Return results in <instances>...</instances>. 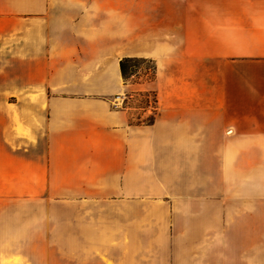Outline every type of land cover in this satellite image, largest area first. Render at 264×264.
Wrapping results in <instances>:
<instances>
[{
	"label": "crops",
	"instance_id": "0c3cea01",
	"mask_svg": "<svg viewBox=\"0 0 264 264\" xmlns=\"http://www.w3.org/2000/svg\"><path fill=\"white\" fill-rule=\"evenodd\" d=\"M126 57L153 63L152 109L128 105ZM15 181L124 228L182 213L199 264H264V0H0V190Z\"/></svg>",
	"mask_w": 264,
	"mask_h": 264
},
{
	"label": "rangeland",
	"instance_id": "374dc122",
	"mask_svg": "<svg viewBox=\"0 0 264 264\" xmlns=\"http://www.w3.org/2000/svg\"><path fill=\"white\" fill-rule=\"evenodd\" d=\"M153 74V63L149 60L128 63L127 79L132 84L128 95H135L128 105L152 109L155 92L142 89L141 83L153 79ZM9 102L16 109L21 103L15 98H10ZM6 184L10 188L12 182H4V190H0V264L200 263V250L193 247L191 253L190 246L184 245L182 213L175 215L178 221L175 226L172 220L167 221V214L163 212L156 215L160 223L156 220L151 223L150 218L149 222L144 221L142 228H135L127 221L124 228L117 221L124 219L125 214L111 211L103 215L100 205L59 202L52 198L34 197L30 203H25L21 196L22 182H14V195L12 189L6 190ZM6 192L10 196L1 195ZM151 202L155 201H143L145 205ZM111 206L117 208L118 204ZM134 216L128 213L127 220ZM210 258L207 264H214L213 251Z\"/></svg>",
	"mask_w": 264,
	"mask_h": 264
},
{
	"label": "trees",
	"instance_id": "16d2710c",
	"mask_svg": "<svg viewBox=\"0 0 264 264\" xmlns=\"http://www.w3.org/2000/svg\"><path fill=\"white\" fill-rule=\"evenodd\" d=\"M138 60H146L144 58H131V57H126V58H123L121 61H120V67H121V71H122V74H123V77L124 79L127 80V66H128V63L129 62H132V61H138ZM155 67L153 65V71H154ZM154 76V74H153Z\"/></svg>",
	"mask_w": 264,
	"mask_h": 264
}]
</instances>
